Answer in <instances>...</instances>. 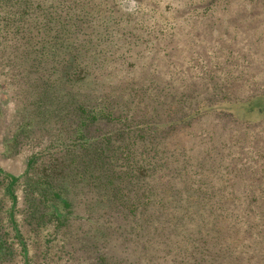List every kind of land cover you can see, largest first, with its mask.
I'll use <instances>...</instances> for the list:
<instances>
[{
    "label": "trees",
    "instance_id": "1",
    "mask_svg": "<svg viewBox=\"0 0 264 264\" xmlns=\"http://www.w3.org/2000/svg\"><path fill=\"white\" fill-rule=\"evenodd\" d=\"M96 3L0 0V69L9 68L7 76L18 70L31 95L7 141L18 144L40 136L48 141L45 149L29 157L21 177L0 168V191L4 188L12 200L10 221L24 264L31 261L13 213L20 182L37 224L55 225L66 239L71 236L69 240L81 235V246L93 249L92 257L88 255L91 264H228V256L220 261L217 249L220 241L227 242V252L235 250L236 241L238 248L243 245L236 230L239 215L214 209L191 213L181 208L184 200L199 206L216 195L186 196L173 193L171 186L174 177L181 181L200 169L185 164V153H172L171 144L164 145V134L184 127L199 113L184 112L182 94L178 117L164 119L160 108H168L173 99L170 93L162 96L168 85L159 89L151 79H111L118 70L111 65L118 60L125 65L130 57L111 50L103 57L106 47H94L100 43L94 28L101 20L95 12L102 9ZM153 90L161 94L153 96ZM47 156L50 160L44 163ZM246 198L248 207L260 209L263 196ZM2 209L0 200V264H5L15 251L4 238ZM194 214L213 220L214 230L209 240L191 239L192 253L183 252L184 243L174 235Z\"/></svg>",
    "mask_w": 264,
    "mask_h": 264
},
{
    "label": "rangeland",
    "instance_id": "2",
    "mask_svg": "<svg viewBox=\"0 0 264 264\" xmlns=\"http://www.w3.org/2000/svg\"><path fill=\"white\" fill-rule=\"evenodd\" d=\"M94 2L102 6L95 12L100 13L97 17L101 23L94 28V37L100 40L94 47H106L103 57H108L109 50L116 56L127 52L130 57L125 65L123 60L111 65L118 68L111 79H151L159 89L168 85L162 96L170 93L173 99L168 108H160L164 119H176L183 106L184 112L200 115L170 135L164 134V145L170 143L172 153H185V164L192 165V170L200 169L196 175H184L181 181L174 177L171 186L173 193H212L217 198L209 200L207 196L199 206L194 202L187 205L184 200L181 208L188 207L191 213L200 211L197 214L214 209L239 215L236 230L243 245L238 248L240 242L236 241L235 250L227 252V242L220 241V261L228 256V264H264V220L259 212L264 209V0ZM8 69H0V168L19 178L29 157L45 149L48 141L41 136L18 144L7 141L15 133L19 111L31 97L30 92L26 94V80L17 76L18 70L7 76ZM159 94L151 91L153 96ZM182 94L183 106L178 103ZM25 189L24 182L16 186L13 213L31 264H91L88 255L93 249L81 246V235L69 240L71 236L66 239L55 225L37 224L30 214ZM253 194L263 196L260 209L245 202L246 196ZM0 200L4 238L15 251L5 264H24L22 247L10 221L12 200L4 188ZM197 214L185 219L183 232L174 235L175 241L184 243L183 252L192 253L191 239L209 240L214 230L213 220ZM226 224L231 226V222Z\"/></svg>",
    "mask_w": 264,
    "mask_h": 264
}]
</instances>
